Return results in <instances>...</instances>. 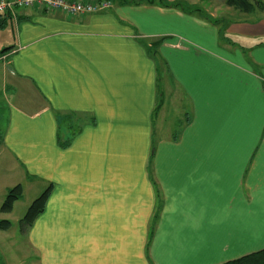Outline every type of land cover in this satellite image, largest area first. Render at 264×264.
Returning a JSON list of instances; mask_svg holds the SVG:
<instances>
[{"label": "crops", "instance_id": "crops-1", "mask_svg": "<svg viewBox=\"0 0 264 264\" xmlns=\"http://www.w3.org/2000/svg\"><path fill=\"white\" fill-rule=\"evenodd\" d=\"M164 2L18 8L0 27V193L53 183L28 232L39 264H222L264 249V13L236 11L227 38L216 14ZM72 113L95 122L62 148L58 117Z\"/></svg>", "mask_w": 264, "mask_h": 264}, {"label": "rangeland", "instance_id": "rangeland-1", "mask_svg": "<svg viewBox=\"0 0 264 264\" xmlns=\"http://www.w3.org/2000/svg\"><path fill=\"white\" fill-rule=\"evenodd\" d=\"M189 1L192 3H196L197 4L196 7L199 10L204 9L205 11L207 10L209 13L212 12L216 14V16H218V21L223 20L225 22L223 26V32L225 33V35L227 34L226 37L228 38L229 35L227 33L228 31L227 29L234 26L235 24L234 20H236V18L238 17L237 16L238 12H236L237 10L234 11L233 9V12H228L227 9L230 7H228L226 3L219 5L212 0H189ZM184 5L187 9L195 8L193 7L194 4L191 3H189L188 5L184 3ZM199 10H197V12ZM7 31L9 34L12 33L11 30L9 29ZM242 37L243 36L238 35L236 33L232 34V39L236 42H238L237 40L242 39ZM150 45L152 47H155V49L158 46L156 42H153ZM66 115L68 114L60 115L58 117L59 124H60V120L63 119L62 117H65ZM9 118H10V111L8 109L5 100L1 97L0 94V188L5 184V180L8 179L7 174L9 172V169H7L9 159L7 157L6 152H4L1 143L8 127ZM66 124L69 125V122H66ZM46 187H41L37 184H34L33 187H29L26 189V191L23 194V200L20 201L18 204H16L13 213L7 214V213H2L0 211V221L9 220L12 223V227L9 230H0V264H39L37 251H35L33 244L30 241L31 240L30 235H28L29 228L32 226H24L21 220L25 216L33 200L36 199L45 190ZM5 196L6 193L5 195H2L0 193V208L4 202Z\"/></svg>", "mask_w": 264, "mask_h": 264}, {"label": "trees", "instance_id": "trees-1", "mask_svg": "<svg viewBox=\"0 0 264 264\" xmlns=\"http://www.w3.org/2000/svg\"><path fill=\"white\" fill-rule=\"evenodd\" d=\"M113 3H156L161 1L162 4H166L164 0H110ZM226 5L244 14H260L264 13V1L263 0H226ZM177 5V4H175ZM199 9H195L197 11ZM200 11V10H199ZM5 20V19H4ZM4 20L1 21L0 27L4 25ZM11 48L0 51V56ZM60 124H58V143L62 148H67L71 145L74 138L83 130L84 125L88 122L94 123V117L87 116L85 114L72 113L62 117ZM61 119V118H60ZM69 122V125L66 124ZM153 152V151H152ZM53 190V184L48 185L45 190L33 200L29 206L25 216L21 220L24 226H32L37 218L45 211L48 199ZM24 187L22 184H17L10 187L6 193L3 204L0 211L2 213H11L14 209V204L23 197ZM160 210V206H159ZM156 222L154 220L148 239L147 252L149 254L150 243L155 233ZM12 227V223L9 220L0 221V230H9ZM222 264H264V249L242 256L240 258L229 260Z\"/></svg>", "mask_w": 264, "mask_h": 264}, {"label": "built area", "instance_id": "built-area-1", "mask_svg": "<svg viewBox=\"0 0 264 264\" xmlns=\"http://www.w3.org/2000/svg\"><path fill=\"white\" fill-rule=\"evenodd\" d=\"M113 4L110 0H0V23L18 8L43 6L48 10L83 16L108 9Z\"/></svg>", "mask_w": 264, "mask_h": 264}]
</instances>
